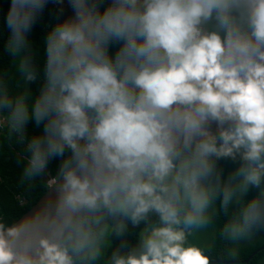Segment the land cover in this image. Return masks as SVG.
<instances>
[{
	"label": "clouds",
	"instance_id": "obj_1",
	"mask_svg": "<svg viewBox=\"0 0 264 264\" xmlns=\"http://www.w3.org/2000/svg\"><path fill=\"white\" fill-rule=\"evenodd\" d=\"M49 3L41 72L29 36ZM2 23L24 88L0 78V123L24 146L22 179L59 165L50 235L33 250L0 223V264H91L108 219L146 225L111 264H209L187 241L217 200L239 205L225 238L264 228V0H8Z\"/></svg>",
	"mask_w": 264,
	"mask_h": 264
},
{
	"label": "trees",
	"instance_id": "obj_2",
	"mask_svg": "<svg viewBox=\"0 0 264 264\" xmlns=\"http://www.w3.org/2000/svg\"><path fill=\"white\" fill-rule=\"evenodd\" d=\"M8 0H0V78L13 93L22 91L24 85L16 70V60L5 50L7 31L3 27V13L7 9ZM54 3L46 5L41 18L30 33L31 51L38 68H43V39L50 26L56 23L57 8ZM65 14V9H64ZM32 95L39 87V80L28 86ZM40 129L31 122L26 134L31 136ZM23 144L16 134L12 133L7 122L0 123V223L11 225L26 213L38 199L48 190L49 178H56L59 161L53 160L46 172L31 180L22 179L24 167ZM231 160H221L218 167L226 177L234 168ZM252 189L245 199L255 195ZM239 205H230L227 210L221 208L219 200L215 202L211 212V222L204 228L194 230L188 236V243L200 247L209 258V264H264V228L256 230L250 237L239 241H231L223 235L222 229L238 211ZM155 221V217H151ZM101 227L104 229L100 240V255L91 264H111L113 252L126 253L135 247L144 223L132 227L125 222L123 231H118V222L108 219ZM76 264H81L77 261Z\"/></svg>",
	"mask_w": 264,
	"mask_h": 264
},
{
	"label": "water",
	"instance_id": "obj_3",
	"mask_svg": "<svg viewBox=\"0 0 264 264\" xmlns=\"http://www.w3.org/2000/svg\"><path fill=\"white\" fill-rule=\"evenodd\" d=\"M215 128V124L212 125ZM56 199V191L54 186H50L48 190L38 199V201L24 214L20 219L10 226H20L26 235L32 237V248L38 246L40 236H49L47 224L45 222V206L54 202Z\"/></svg>",
	"mask_w": 264,
	"mask_h": 264
},
{
	"label": "built area",
	"instance_id": "obj_4",
	"mask_svg": "<svg viewBox=\"0 0 264 264\" xmlns=\"http://www.w3.org/2000/svg\"><path fill=\"white\" fill-rule=\"evenodd\" d=\"M55 181H56L55 178H49L47 183H48V185H52V184H54Z\"/></svg>",
	"mask_w": 264,
	"mask_h": 264
},
{
	"label": "rangeland",
	"instance_id": "obj_5",
	"mask_svg": "<svg viewBox=\"0 0 264 264\" xmlns=\"http://www.w3.org/2000/svg\"><path fill=\"white\" fill-rule=\"evenodd\" d=\"M69 13V9L67 8V6L65 5V15H67Z\"/></svg>",
	"mask_w": 264,
	"mask_h": 264
}]
</instances>
